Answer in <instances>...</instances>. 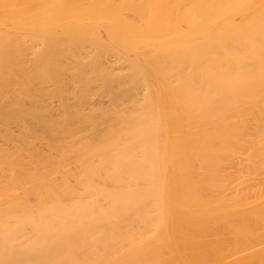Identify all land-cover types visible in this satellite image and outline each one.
I'll return each instance as SVG.
<instances>
[{
    "label": "bare ground",
    "instance_id": "bare-ground-1",
    "mask_svg": "<svg viewBox=\"0 0 264 264\" xmlns=\"http://www.w3.org/2000/svg\"><path fill=\"white\" fill-rule=\"evenodd\" d=\"M0 264H264V0H0Z\"/></svg>",
    "mask_w": 264,
    "mask_h": 264
}]
</instances>
